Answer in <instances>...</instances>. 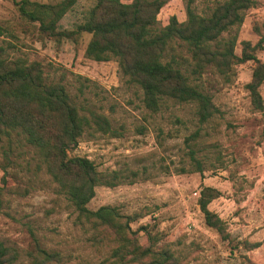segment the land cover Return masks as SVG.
<instances>
[{"label": "rangeland", "instance_id": "obj_1", "mask_svg": "<svg viewBox=\"0 0 264 264\" xmlns=\"http://www.w3.org/2000/svg\"><path fill=\"white\" fill-rule=\"evenodd\" d=\"M222 1L165 0L159 25L172 15L186 21L188 6L209 15ZM255 1L238 31L236 52L241 55L244 41H249L264 62V0ZM96 3L77 0L59 21V29L84 22ZM0 26L4 55L40 61L47 81L62 82L83 113L94 110L111 121L114 133L88 129L69 152L90 158L100 171L119 172V185L96 187L91 209L110 205L124 215L139 216L130 222L139 243L170 250L173 264H264V108L252 104L247 87L253 60L234 65L228 78L213 66L199 75L192 72L187 46L168 49L164 60L174 57L220 109L201 122L194 103L165 99L159 110L148 108L143 89L122 72L117 58L97 61L87 56L90 33L60 41L43 36L38 23L20 14L15 0H0ZM260 92L264 100V82ZM195 132L198 136L187 140ZM193 156L202 162V170ZM5 164L8 184L0 195V239L19 248L14 264H30L34 236L41 247L61 252L60 264H139L118 261L112 254L114 241L99 246L92 242L93 230L76 222L77 211L68 195L22 135L2 140L0 185ZM17 181L29 186L27 195L15 191ZM205 186L221 192L208 207L225 222L228 238L205 222L199 204Z\"/></svg>", "mask_w": 264, "mask_h": 264}, {"label": "trees", "instance_id": "obj_2", "mask_svg": "<svg viewBox=\"0 0 264 264\" xmlns=\"http://www.w3.org/2000/svg\"><path fill=\"white\" fill-rule=\"evenodd\" d=\"M76 2L15 0L20 14L38 23V31L43 36L60 41L63 37L76 39L82 33H90L87 56L97 61L117 58L122 72L143 89L144 102L153 111L159 110L165 99H174L194 103L201 122L220 113L211 94L194 84L174 57L164 60L168 49H175V44L188 47L194 74L200 75L208 66H213L228 78L234 65L253 60L255 67L247 87L252 104L257 109L264 108L260 92L264 82V62L253 52L256 46L249 41H244L241 55L236 52L238 31L246 10L256 5L255 0H223L209 15L200 14L188 6L186 21L180 22L176 15H172L163 26L159 25L158 15L165 0H97L88 19L74 29H59V21ZM226 32L230 35L225 36ZM5 51L0 45V149L3 138L22 135L38 151L48 173L68 195L77 211L76 222L90 226L94 244L116 242L112 254L121 263L173 264L174 254L170 250L157 251L150 242L147 245L139 243L137 232L130 226V222L139 216L124 215L110 205L96 210L89 207L98 185L122 183L118 180L119 172L100 171L90 158L70 156L69 152L88 129L114 133L110 119L94 110L83 113L78 101L62 82L47 81L40 61L12 60L4 55ZM197 136L198 132H195L187 140ZM193 159L197 168L202 170V162L196 156ZM2 166L4 175L0 195L8 184V169L6 164ZM15 188L19 194L29 193V186L22 181H17ZM220 195L217 188L205 186L199 204L206 224L228 238L225 222L208 207ZM146 234L150 239L148 230ZM34 243V249L28 252L30 264L61 263V252L41 247L35 236ZM20 255L19 248L0 239V264H14Z\"/></svg>", "mask_w": 264, "mask_h": 264}]
</instances>
